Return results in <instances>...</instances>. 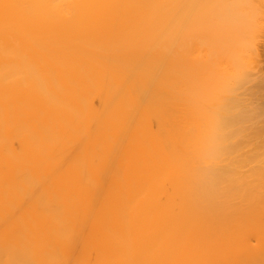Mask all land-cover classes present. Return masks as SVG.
Masks as SVG:
<instances>
[{
	"label": "bare ground",
	"instance_id": "6f19581e",
	"mask_svg": "<svg viewBox=\"0 0 264 264\" xmlns=\"http://www.w3.org/2000/svg\"><path fill=\"white\" fill-rule=\"evenodd\" d=\"M0 264H264V0H0Z\"/></svg>",
	"mask_w": 264,
	"mask_h": 264
}]
</instances>
